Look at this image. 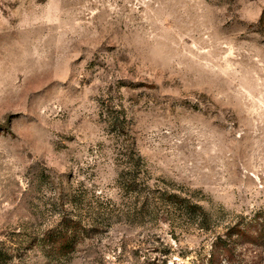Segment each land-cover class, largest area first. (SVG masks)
Instances as JSON below:
<instances>
[{"label":"rangeland","instance_id":"374dc122","mask_svg":"<svg viewBox=\"0 0 264 264\" xmlns=\"http://www.w3.org/2000/svg\"><path fill=\"white\" fill-rule=\"evenodd\" d=\"M259 209L264 0H0V264H208Z\"/></svg>","mask_w":264,"mask_h":264},{"label":"trees","instance_id":"16d2710c","mask_svg":"<svg viewBox=\"0 0 264 264\" xmlns=\"http://www.w3.org/2000/svg\"><path fill=\"white\" fill-rule=\"evenodd\" d=\"M113 124L115 128H118L116 130H118L121 134L128 133L125 123L121 122L119 116H113ZM127 148L129 151V157L132 160V157L134 158L135 153L133 144H129ZM134 161L139 166H142L136 156ZM132 167L137 168L136 171H133V173L137 175L139 172V168L133 164ZM125 175V177L123 176L125 180V187L131 190L137 188L135 181L136 178L132 177V175H130L129 177L128 173H125ZM163 200L165 201V203L167 202L168 204H170L173 209H175L176 211H180V213L191 219L193 223L197 224L199 229L206 232L207 230L213 228L215 222L210 213L204 210V208L199 203L192 201L188 196H184L180 192L167 193L163 197ZM73 225L74 226L72 227V230H76L78 228V222L73 223ZM67 232L68 230L65 231V233ZM60 235V238H64L63 243L60 244V242H56L57 239H55L53 240L52 244L53 247L58 248L57 253L64 254L67 253L66 251L70 247L71 243L70 240L65 237L63 231H60ZM238 244L263 247L264 209L257 210V212H255L251 217L240 216L235 223L227 227L223 235H218L212 242L213 249L211 250L210 257L208 258V264H215V261L219 256L226 258L230 263L235 256V250L237 249L236 247L238 246Z\"/></svg>","mask_w":264,"mask_h":264}]
</instances>
